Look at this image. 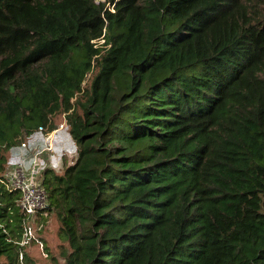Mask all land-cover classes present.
<instances>
[{
  "label": "trees",
  "instance_id": "obj_1",
  "mask_svg": "<svg viewBox=\"0 0 264 264\" xmlns=\"http://www.w3.org/2000/svg\"><path fill=\"white\" fill-rule=\"evenodd\" d=\"M57 114L64 264H264V0H0V264H35L4 175Z\"/></svg>",
  "mask_w": 264,
  "mask_h": 264
},
{
  "label": "built area",
  "instance_id": "obj_2",
  "mask_svg": "<svg viewBox=\"0 0 264 264\" xmlns=\"http://www.w3.org/2000/svg\"><path fill=\"white\" fill-rule=\"evenodd\" d=\"M38 132L42 134V145L30 146L28 141H26L20 146L12 148L10 152V156L12 157L16 156L19 152L29 153L33 151V154L29 161L20 160L16 161L17 163L12 162L10 157L8 168L4 175L8 185L20 192L19 205L24 214L23 235L22 240L19 243L20 247L29 243L34 238L33 227L30 220H32L39 210L47 205L46 192L40 184V174L42 170L47 167L43 161L42 154L45 152H52L59 156V136L69 134L64 125L47 134H44L41 131ZM56 152L58 154H56ZM10 167L12 168L9 169Z\"/></svg>",
  "mask_w": 264,
  "mask_h": 264
},
{
  "label": "rangeland",
  "instance_id": "obj_3",
  "mask_svg": "<svg viewBox=\"0 0 264 264\" xmlns=\"http://www.w3.org/2000/svg\"><path fill=\"white\" fill-rule=\"evenodd\" d=\"M107 6H110V3H107ZM89 77L90 74H88L87 76L86 84ZM53 120L57 128L64 125V127L67 128L68 130V126L66 124L64 114H57L56 116H54ZM39 134L41 133L38 132L37 134L33 135L31 139L29 138V140H34L35 137H37ZM69 138H71L70 135ZM68 141L70 142V147L66 146L65 151L59 150L58 152L59 156L53 154L52 152H48V155H54L58 159H64V161L69 159L68 160L69 163L74 162V159L76 157V147L72 139H68ZM58 153L56 152V154ZM9 157H11L13 160L16 159V157L10 156V152H9ZM45 157L46 156H43L42 158L45 159ZM44 163L47 165L45 161ZM12 167H10L9 169H11ZM43 215L46 218L44 222L41 221L42 219L39 214H35L32 220H30L31 221L30 223L33 227L34 238L29 243L28 249L26 251L30 255V257L34 260L35 264H64L63 260L61 259V255L59 256L60 251L58 247L61 244V242L59 241L57 236L58 221L56 219V216L53 213L48 215L47 214H43ZM39 238L42 239L43 242H45L48 251L51 253L53 258L47 256L46 252L44 251L43 245L38 240Z\"/></svg>",
  "mask_w": 264,
  "mask_h": 264
},
{
  "label": "crops",
  "instance_id": "obj_4",
  "mask_svg": "<svg viewBox=\"0 0 264 264\" xmlns=\"http://www.w3.org/2000/svg\"><path fill=\"white\" fill-rule=\"evenodd\" d=\"M35 134H37V133H35ZM31 138H32V136H31ZM68 139H71V138H69V134L68 135L64 134L62 136H59L58 150L65 151L66 150V146L70 147V142L68 141ZM42 143H43L42 134H39L37 137H35L34 140H29L28 141V144L30 146H34V145H40L41 146ZM32 154H33V151H31L29 153H27V152H24V153L19 152L18 154H16V156H14V157H16V159L13 160L11 158V161L12 162H16V161H20V160H22V161H27L28 160L29 161ZM43 156H46L45 159L43 158V160L47 163V167L52 168L57 173H60L62 171V169H63L65 164H72L73 163V162L69 163V161H68L69 159L64 161V159L55 158L53 155H48L47 152L43 153L42 157Z\"/></svg>",
  "mask_w": 264,
  "mask_h": 264
}]
</instances>
